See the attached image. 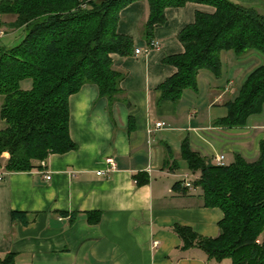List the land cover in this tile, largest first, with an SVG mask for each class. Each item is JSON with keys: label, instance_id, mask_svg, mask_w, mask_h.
Segmentation results:
<instances>
[{"label": "crops", "instance_id": "1", "mask_svg": "<svg viewBox=\"0 0 264 264\" xmlns=\"http://www.w3.org/2000/svg\"><path fill=\"white\" fill-rule=\"evenodd\" d=\"M228 1L256 8L261 3ZM196 11L211 13L213 7L185 2L164 8V21L152 28L157 45L147 49L138 31L145 1L119 10L116 32L132 41L127 55L110 54L112 66L124 72L123 98L108 109L96 85L83 83L67 97L68 135L76 148L48 154L40 169L0 167V260L9 252L13 264H231L197 247L180 248L172 231L180 225L213 238L222 217L217 207L203 205L199 187L183 186V176L191 181L198 172L187 169L180 146L185 142L208 160L222 154L224 163L234 154L255 159L264 139V105L241 126L218 120L226 115L224 102L264 60L255 51H221L218 76L199 69L194 89H184L175 102L160 99L156 87L175 72L163 59L183 51L176 34ZM107 157L114 164L110 171ZM135 175L146 181L137 183ZM12 211L20 214L10 219ZM93 212L98 219L90 223Z\"/></svg>", "mask_w": 264, "mask_h": 264}, {"label": "trees", "instance_id": "2", "mask_svg": "<svg viewBox=\"0 0 264 264\" xmlns=\"http://www.w3.org/2000/svg\"><path fill=\"white\" fill-rule=\"evenodd\" d=\"M132 1L0 0V27L17 33L15 43H0V167L4 171L40 169L48 154L76 148L68 135L67 97L83 83L96 85L108 109L123 98L119 81L124 72L112 66L110 54L130 53L131 38L116 32V22L119 10ZM144 1L146 16L138 31L147 46L153 25L164 21V8L185 2L213 7L211 13L196 11L193 21L176 34L183 51L163 59L175 72L156 87L160 99L175 102L184 89H194L199 69L218 76L221 51L236 56L255 51L264 60V13L256 7L228 0ZM24 79L30 80L29 89L20 88ZM263 105L264 62L224 102L226 115L218 123L241 126ZM180 157L190 172H198L189 182L200 188L203 205L222 213L213 238L173 225L180 248L197 247L208 258L227 257L231 264H264V139L251 161L234 154L230 163L216 165L185 142ZM135 181L146 179L135 175ZM19 214L12 211L10 219ZM97 219V212L87 216L90 223ZM12 256L6 253L0 264H13Z\"/></svg>", "mask_w": 264, "mask_h": 264}, {"label": "built area", "instance_id": "3", "mask_svg": "<svg viewBox=\"0 0 264 264\" xmlns=\"http://www.w3.org/2000/svg\"><path fill=\"white\" fill-rule=\"evenodd\" d=\"M156 45H157L156 41L151 40L150 43H149V45H148V46L146 45V48H147V49H148V48H152V47H155ZM133 52L136 54V53L139 52V50H138V49H134ZM161 125H162L161 122H156V123L154 124L155 127H159V126H161ZM211 160H212V162H213L214 164H216V165H222V164H223V155H222V154H215V155L212 156ZM105 162H106V164H107L106 171H110V170H112L113 167H114V164H113L112 158H111V157H107V158L105 159ZM40 165H41V166L44 165L43 161L40 162ZM42 173H43V178L46 179V180H48L49 177H50V176H49V171L44 169V170H42ZM100 173H102V172H100V171H97V172H96L97 175H99ZM0 178H1V177H0ZM182 184H183L184 187H189V186H190V182L186 179L185 176L182 177ZM153 245H155V242H153Z\"/></svg>", "mask_w": 264, "mask_h": 264}, {"label": "rangeland", "instance_id": "4", "mask_svg": "<svg viewBox=\"0 0 264 264\" xmlns=\"http://www.w3.org/2000/svg\"><path fill=\"white\" fill-rule=\"evenodd\" d=\"M260 10L261 13H264V0H261V3L259 4V7L257 8ZM7 20H9L7 18ZM0 43L11 45L17 41V33L16 31L6 29L5 27H0ZM16 38V39H15ZM30 87V80L24 79L20 82V88L22 89H29Z\"/></svg>", "mask_w": 264, "mask_h": 264}]
</instances>
